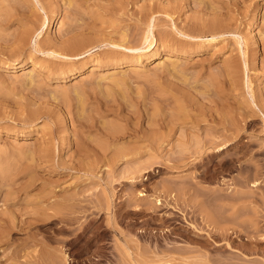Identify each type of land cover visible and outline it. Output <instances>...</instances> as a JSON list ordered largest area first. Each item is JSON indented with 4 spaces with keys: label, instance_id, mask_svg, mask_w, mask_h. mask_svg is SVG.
I'll return each instance as SVG.
<instances>
[{
    "label": "rangeland",
    "instance_id": "rangeland-1",
    "mask_svg": "<svg viewBox=\"0 0 264 264\" xmlns=\"http://www.w3.org/2000/svg\"><path fill=\"white\" fill-rule=\"evenodd\" d=\"M150 16L180 74H61L140 46ZM216 17L215 47L181 33ZM38 32L92 54H34ZM31 56L52 69L34 84ZM0 148V264H264V0H0Z\"/></svg>",
    "mask_w": 264,
    "mask_h": 264
},
{
    "label": "bare ground",
    "instance_id": "bare-ground-1",
    "mask_svg": "<svg viewBox=\"0 0 264 264\" xmlns=\"http://www.w3.org/2000/svg\"><path fill=\"white\" fill-rule=\"evenodd\" d=\"M38 1V0H37ZM67 3V2H66ZM65 3V4H66ZM166 9V8H165ZM168 9V8H167ZM171 10V9H170ZM170 10H166L169 11L167 14L169 15L170 14ZM45 11V10H44ZM57 12V11H56ZM177 13V11H175ZM47 14V13H46ZM166 14V15H167ZM147 15V14H146ZM153 14L151 13V16ZM171 15H174V13L172 12ZM150 16V17H151ZM48 18H51L52 16H46V18L44 17V22H43V25L46 23V19ZM138 17V16H137ZM150 17L148 19H150ZM142 18V17H141ZM173 18V16H172ZM153 17H151L150 20H148L147 23V30H146V33L145 35L142 37V42H141V45L136 47V46H132L131 44V38H124L122 41L120 42H111V41H103L102 42V45L105 44V45H112L114 48L113 49H110L108 51H103V52H100V53H95V54H92L90 53L91 49H87V50H84L80 53H75V54H68L66 52H63V50L61 48H53V49H50V50H46V49H43L42 48V37L40 38V34L41 33H37V37L40 38L37 42H35L34 46H33V52L34 54L37 53V52H42L43 54H46L48 56H52L54 58H60V59H63V62L66 63V64H69L71 66H74L76 65L78 62V60L84 58L85 56L87 55H90L92 54L89 59H83V61L79 62L80 67H78L79 69H77V71H74L73 68H62L61 69V74H64V78H67L69 77L70 75L72 74H78L79 73V77H81V79H86L88 78L89 76H93L94 74H97L96 71H100L102 69H108L106 73H102L100 74V78L101 80L102 79H114L115 77L121 75V76H124V74H126L127 72H134V73H137L138 74V71H144L145 68H148V65H150L153 61V63L156 62V68H162V69H167L169 72H171L172 74H180L182 72V63H181V59H182V55H179V54H175L173 53V49L171 48L172 45L170 44L171 42L168 40V36L167 34L164 33H161L160 32V38L157 37L155 31H154V27H155V24L153 23L154 21L152 20ZM48 20V19H47ZM54 20V19H53ZM110 21V20H109ZM153 21V22H152ZM223 22L221 19H218V17H216V19H214L213 21V24H214V29L209 31L208 34H202L199 30H197L199 33H201V35L199 33V35H197L196 33H193L194 35L192 34H189L187 33L186 31H181L182 34L188 36H196L197 37H200L201 40L200 42H198L199 44V47L200 49L201 48H205L207 45H211L213 44L214 47L224 41L222 40L224 36V34L226 33L225 31L224 32H218V30L220 28H218V25L219 23ZM111 23V22H110ZM109 23V24H110ZM144 23V21L142 22ZM52 24V18H51V21H50V24L48 26V31L50 30V26ZM192 25V24H191ZM188 28V30L191 28L193 29L192 27ZM138 26V25H137ZM187 26V25H186ZM193 26V25H192ZM178 28V26H177ZM183 28V27H182ZM52 29V28H51ZM140 29V28H139ZM188 31L191 33V30ZM179 30H182V29H179ZM187 30V29H185ZM158 31V30H157ZM196 30H194L195 32ZM124 32V31H123ZM143 32V31H142ZM180 32V31H179ZM193 32V31H192ZM180 33V34H181ZM36 33H34L35 35ZM159 34V33H158ZM162 34V35H161ZM196 34V35H195ZM126 35V33H125ZM124 35V36H125ZM140 35V34H139ZM162 36V37H161ZM171 37V36H169ZM205 37V38H204ZM254 35L252 33V30H249L248 32V35L245 39V42L250 39L253 41L252 44H255L256 41H254ZM78 38V37H77ZM195 38V37H194ZM73 39V38H72ZM87 39V38H86ZM69 40V39H67ZM121 40V39H120ZM54 39H52V42L50 43H54L53 42ZM58 41V40H57ZM70 41V40H69ZM68 41V42H69ZM134 41V40H133ZM236 43L238 44V47H239V50L242 54V56L244 58H246L248 55V51L244 50V47L242 48V42L238 39L235 40ZM170 42V43H169ZM63 44V43H62ZM131 44V45H130ZM147 45L146 47L148 49H146L145 52H142L140 54H129L127 52H125V50H131L130 52H132V50L134 51H137L138 49H141L144 45ZM54 44H52L51 46H53ZM56 45V44H55ZM54 45V46H55ZM137 45V44H136ZM174 46V44H173ZM176 46V45H175ZM174 46V47H175ZM117 48L119 49H122V50H117ZM177 48V47H176ZM197 48V47H196ZM255 48V47H254ZM72 49V48H71ZM191 49V48H190ZM198 49V50H200ZM196 50V51H198ZM248 50V49H247ZM257 50V48H256ZM81 51V49H80ZM134 51V52H135ZM176 51V50H175ZM164 52V53H163ZM88 57V56H87ZM154 59V60H153ZM29 63H31V68L27 71L24 72L23 76H25V80H27L26 82L31 83V84H34L36 82H38L39 80V77H40V74L41 73H47V72H50L52 69L49 65L39 61V60H36L34 58V56H31L30 59L28 60ZM7 63V62H6ZM8 64V63H7ZM11 64V63H10ZM27 63H24L22 62L21 63H16V64H13L12 68L14 69H17V68H20V69H24V67H26ZM8 66V65H7ZM85 68H89L90 70V73L85 75L86 72L84 71ZM245 70H247V62H245ZM22 71V70H21ZM84 71V72H83ZM254 71V70H253ZM78 76V75H77ZM97 79V78H96ZM118 79V78H116ZM100 80V79H99ZM98 82V81H97ZM247 82V87H249L252 92L254 91L253 90V83L250 79V77L247 75V80L245 81ZM80 89V88H79ZM78 89V90H79ZM249 89V90H250ZM157 92V91H156ZM139 94V93H138ZM162 94V93H161ZM188 94V93H187ZM154 96V95H153ZM189 97V96H188ZM157 98V97H156ZM155 101V103L157 104L158 102V99L157 101L155 99H153V102ZM160 101V99H159ZM162 99H161V103H162ZM167 102V101H166ZM154 104V103H153ZM155 104V105H156ZM159 106V105H157ZM156 106V110L157 112L161 110L162 107L159 108L158 110V107ZM154 107V106H153ZM163 109V108H162ZM164 111V110H163ZM160 125V123H159ZM157 128V127H156ZM153 129V128H152ZM116 130V129H115ZM151 130V129H150ZM116 132V131H115ZM20 133V132H19ZM117 133V132H116ZM21 134V133H20ZM156 134H160V133H156ZM154 135V134H153ZM117 136V134H116ZM155 137V136H154ZM157 140L160 139V138H156ZM2 148H0V154L2 155V153L4 151L1 150ZM58 261V260H57ZM58 264V263H57Z\"/></svg>",
    "mask_w": 264,
    "mask_h": 264
}]
</instances>
